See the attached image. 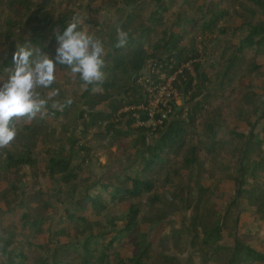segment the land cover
I'll list each match as a JSON object with an SVG mask.
<instances>
[{"label": "trees", "instance_id": "16d2710c", "mask_svg": "<svg viewBox=\"0 0 264 264\" xmlns=\"http://www.w3.org/2000/svg\"><path fill=\"white\" fill-rule=\"evenodd\" d=\"M97 1L0 0V84L20 45L54 58L73 17L105 49L102 84L57 65L54 84L38 91L57 89L62 110L49 101L44 118L13 121L16 136L0 148V203L19 221L0 226V264H264L250 244L262 227L239 233L244 212L264 219V84L262 94L255 84L264 83V0ZM190 61L175 82L183 106L156 128L136 127L125 109L148 104L139 81ZM93 155L109 159L101 175ZM226 181L235 199L218 204L214 184ZM147 225L157 227L151 237Z\"/></svg>", "mask_w": 264, "mask_h": 264}, {"label": "clouds", "instance_id": "9594fccd", "mask_svg": "<svg viewBox=\"0 0 264 264\" xmlns=\"http://www.w3.org/2000/svg\"><path fill=\"white\" fill-rule=\"evenodd\" d=\"M80 20L72 21L58 34L55 56L37 53L29 45H20L13 54L14 69L8 79L0 84V148L7 147L16 136L13 121L24 118H44L52 101L53 109L62 110L63 104L55 101L59 91L52 89L42 98L39 89H49L56 80L57 65L66 66L72 75L78 76L85 85L102 84L105 74V49L103 42L88 32L79 30ZM128 34L117 29V47H123ZM95 90V89H94ZM71 99L66 100L70 104Z\"/></svg>", "mask_w": 264, "mask_h": 264}, {"label": "rangeland", "instance_id": "374dc122", "mask_svg": "<svg viewBox=\"0 0 264 264\" xmlns=\"http://www.w3.org/2000/svg\"><path fill=\"white\" fill-rule=\"evenodd\" d=\"M97 5L101 7L109 8L111 4L109 0H98ZM22 33L23 32H20L19 35H21ZM6 50H7V46L0 48V55L4 54ZM205 59L206 60H204L203 64H204V67L206 68L209 64V59L208 58H205ZM249 84L250 82L248 80L244 79L241 81L242 86H248ZM255 84L258 85L257 93L262 94L261 88L264 84L263 81L262 80L257 81ZM46 95H48V93ZM177 106H183V103L180 97H178L177 99ZM239 127H240L239 125H236V128H239ZM37 147H40V148L42 147V141H39L37 143ZM108 163H109V159L107 156L93 155L92 161L89 164V167L93 173L101 175L107 170L106 164ZM17 178H18L17 173H11L9 175V180L12 182H14ZM40 184L43 187V189L46 191H52V189L54 188L53 187L54 183H52L48 178H45L43 176L40 177ZM7 185L8 184L6 181H0V192L6 190ZM214 187H215V193H216L215 195H216L218 204L220 203L221 199H223L225 202H232L235 199V188L232 182L226 181L224 183H215ZM9 206L10 205H6L3 202L0 203V226L1 227H4V225L7 226L11 223L17 224L19 221V218H18L19 215L14 218L5 216L6 208H9ZM128 206H129L128 203L123 205L124 209H126ZM216 208L219 209L220 207L217 206ZM190 214H191L190 212L186 213L187 218H190ZM255 221L257 223V226L258 227L261 226L262 229L264 230L263 217L255 216L251 214L250 212H244L241 215V223H240L241 228H240L239 233L243 234L247 229L251 228L250 226H252L255 223ZM156 228H157L156 226L147 225L143 227V231L148 232V234L151 237L154 234ZM225 234L226 236H225V240L223 241V243L226 245H233V242H234L233 230L230 229L229 231L225 232ZM48 238H50V236L46 234L45 237L41 238V240L39 241L46 242ZM61 241L66 242L67 238H62ZM250 244L254 246L257 250L262 251L264 253V236L260 237L258 240L254 242H251ZM172 253L176 254L174 250L172 251ZM187 258H188L187 254L181 255V259L183 262H186Z\"/></svg>", "mask_w": 264, "mask_h": 264}, {"label": "built area", "instance_id": "2783aa9c", "mask_svg": "<svg viewBox=\"0 0 264 264\" xmlns=\"http://www.w3.org/2000/svg\"><path fill=\"white\" fill-rule=\"evenodd\" d=\"M183 69L192 70V61L183 64L181 70L174 75L159 74L157 80L145 78L139 81L144 87L148 104L125 109V112L133 113L136 127L156 128L163 124L161 117H167L173 113L177 99L180 97L175 86L176 77L177 74H182ZM140 112L145 114L144 118Z\"/></svg>", "mask_w": 264, "mask_h": 264}, {"label": "water", "instance_id": "95a60500", "mask_svg": "<svg viewBox=\"0 0 264 264\" xmlns=\"http://www.w3.org/2000/svg\"><path fill=\"white\" fill-rule=\"evenodd\" d=\"M145 73H146V70L143 71V74H145ZM182 103H183V104L185 103L184 98L182 99Z\"/></svg>", "mask_w": 264, "mask_h": 264}]
</instances>
